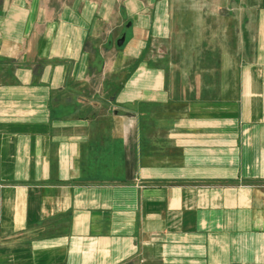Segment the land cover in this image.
<instances>
[{"label": "crops", "instance_id": "obj_1", "mask_svg": "<svg viewBox=\"0 0 264 264\" xmlns=\"http://www.w3.org/2000/svg\"><path fill=\"white\" fill-rule=\"evenodd\" d=\"M0 264H264V0H0Z\"/></svg>", "mask_w": 264, "mask_h": 264}, {"label": "water", "instance_id": "obj_2", "mask_svg": "<svg viewBox=\"0 0 264 264\" xmlns=\"http://www.w3.org/2000/svg\"><path fill=\"white\" fill-rule=\"evenodd\" d=\"M122 40H123V35H121V36L117 39L116 44H117V45H120V43L122 42Z\"/></svg>", "mask_w": 264, "mask_h": 264}]
</instances>
